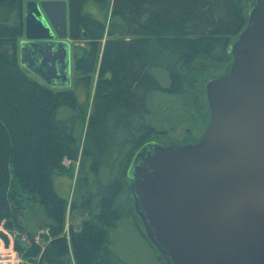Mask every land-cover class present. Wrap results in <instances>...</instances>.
<instances>
[{
	"label": "trees",
	"instance_id": "16d2710c",
	"mask_svg": "<svg viewBox=\"0 0 264 264\" xmlns=\"http://www.w3.org/2000/svg\"><path fill=\"white\" fill-rule=\"evenodd\" d=\"M26 1L0 0V223H14L30 242L46 232L44 246L32 244L22 255L24 264H67L69 257L73 264H127L112 249L110 233L133 218L135 232L165 264L134 208L117 202L124 192L122 172L112 177L98 153L137 151L151 136L169 138L202 118L199 79L231 66L229 48L247 24L250 0H65L68 39L86 45L74 56L73 88L60 90L18 63ZM90 3L109 12L106 24L85 12ZM79 91L87 98L92 93L81 150L74 128L86 104ZM62 109L70 114L61 116ZM78 154L71 198L61 197L54 181L66 174L62 161ZM67 207L87 213L68 239L62 233Z\"/></svg>",
	"mask_w": 264,
	"mask_h": 264
},
{
	"label": "water",
	"instance_id": "95a60500",
	"mask_svg": "<svg viewBox=\"0 0 264 264\" xmlns=\"http://www.w3.org/2000/svg\"><path fill=\"white\" fill-rule=\"evenodd\" d=\"M208 81L209 121L195 144L149 142L127 182L148 242L165 264H264V0ZM20 67L50 89L71 85L65 0L23 5Z\"/></svg>",
	"mask_w": 264,
	"mask_h": 264
},
{
	"label": "rangeland",
	"instance_id": "374dc122",
	"mask_svg": "<svg viewBox=\"0 0 264 264\" xmlns=\"http://www.w3.org/2000/svg\"><path fill=\"white\" fill-rule=\"evenodd\" d=\"M252 1L253 0H250L249 3L247 4L246 6L247 11ZM85 12L96 19L105 21V24L109 20V12L99 11L98 8L92 3L88 4L85 7ZM22 39L23 36L21 40ZM68 40L70 44V54H71V83H72L73 81L78 79V75L73 73L74 56L78 53V49H84L86 44L82 40H76V41L70 39ZM229 68H230V64L221 66L218 69L209 70L205 72L202 75V77L199 79L201 81L200 92L202 94V99L204 101V106H203L204 114L202 118L197 117L195 122L182 127L175 133L171 134L169 138L151 136L150 138H148L147 142H154L163 147L173 144L181 145V146L188 144H195L203 135L209 121V110L205 95V85L208 81L227 74L229 72ZM160 74L163 75V79H164L162 80V84H165L164 81L167 80L166 76L161 71L159 75ZM29 75L32 76L31 74ZM32 78H34V76ZM95 80H96V75H94L93 78L91 91H93ZM69 88H73V84H71ZM79 96L83 97V101L86 104L85 106L86 115L83 117L80 123L78 122L76 124L74 128V136L77 139L78 148L79 150H81L86 138L87 115L89 112V107L91 102H90V97L88 98L85 97V94L82 91H79ZM79 102L80 103L82 102V98L81 99L79 98ZM59 114L61 116H67L70 114V110L62 109L59 111ZM134 152H135L134 148L127 147L125 149L115 150V151L102 149L98 153L102 166L104 167V169L108 170V172L111 173L112 177L117 176L119 173L121 174V172L123 174L124 192L117 199V202L120 203L119 205H121V207L130 204V206L133 208V201L128 191V185H127L128 182L126 180V173L124 167H126L127 162L129 161V159H131ZM78 158H79V154L77 155V159L70 160L65 158L62 161V166L66 170V174L58 176L54 181V187L57 193L61 197L64 198L68 197L69 199L71 198L73 187L78 177L77 175ZM124 213L127 212L124 211ZM86 218H87V213L83 209L77 207L70 210L67 207L65 225H64V230L62 232L63 235L68 239L70 235V230L74 233H78L81 230L82 223ZM137 221L140 223L138 217H137ZM134 222L135 221L133 218L125 220L117 227V229L113 230L110 233V238L113 242L112 249L114 250L115 254L118 256V258L127 264H158L152 253V250H150L146 246L145 242L135 232ZM22 224L28 227V223L25 222V220H22ZM5 225L6 224L4 222L0 223V237L6 243L8 242L6 234H8L11 237V239L13 240L12 242L14 248L16 249L17 247L18 250L16 251L17 252L19 251L18 254L22 260V264L25 263V260H23L22 255L32 247V244H36L40 247L44 246L45 241L42 240L41 235L46 236L47 234L45 231L38 232L36 234V237H34V241L30 242L26 238V233L19 230L14 223H11L10 225H6V226ZM67 264H73L70 257Z\"/></svg>",
	"mask_w": 264,
	"mask_h": 264
},
{
	"label": "built area",
	"instance_id": "2783aa9c",
	"mask_svg": "<svg viewBox=\"0 0 264 264\" xmlns=\"http://www.w3.org/2000/svg\"><path fill=\"white\" fill-rule=\"evenodd\" d=\"M7 243L0 237V264H22L18 252L14 248L13 240L6 234Z\"/></svg>",
	"mask_w": 264,
	"mask_h": 264
},
{
	"label": "flooded vegetation",
	"instance_id": "af4514ba",
	"mask_svg": "<svg viewBox=\"0 0 264 264\" xmlns=\"http://www.w3.org/2000/svg\"><path fill=\"white\" fill-rule=\"evenodd\" d=\"M136 153V151L134 152V154ZM134 154H133V156H134Z\"/></svg>",
	"mask_w": 264,
	"mask_h": 264
}]
</instances>
